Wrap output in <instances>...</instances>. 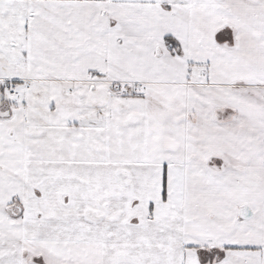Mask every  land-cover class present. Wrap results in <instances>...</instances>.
I'll use <instances>...</instances> for the list:
<instances>
[{
    "label": "snow or ice",
    "instance_id": "1",
    "mask_svg": "<svg viewBox=\"0 0 264 264\" xmlns=\"http://www.w3.org/2000/svg\"><path fill=\"white\" fill-rule=\"evenodd\" d=\"M0 264H264V0H0Z\"/></svg>",
    "mask_w": 264,
    "mask_h": 264
}]
</instances>
